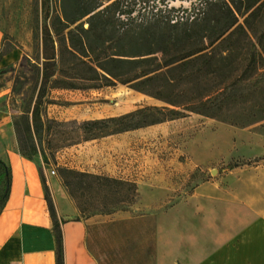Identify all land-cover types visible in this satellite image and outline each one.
I'll list each match as a JSON object with an SVG mask.
<instances>
[{"label": "rangeland", "instance_id": "obj_1", "mask_svg": "<svg viewBox=\"0 0 264 264\" xmlns=\"http://www.w3.org/2000/svg\"><path fill=\"white\" fill-rule=\"evenodd\" d=\"M73 1L50 0L51 21L63 18L65 13L78 14ZM99 2L107 4L106 0H87L84 6ZM194 3L196 0H125L124 8L135 22L147 21L165 28L194 14ZM41 4L42 0H0V153L13 146L31 151L19 120L33 109L40 87V41L33 38V29L36 19L39 25L43 23ZM216 9L226 12L219 5L210 9L209 19L217 20L212 13ZM245 30L246 35L239 33L231 42L232 77L240 74L236 63L252 45L264 60V0ZM67 60L68 56L65 64ZM245 98L252 96L246 94ZM44 100V125L39 135L32 136L33 159L42 174L53 170L55 175L51 176L59 178L61 169H71L136 183L137 197L120 203L121 199L105 200L104 191L90 179L87 182L93 183L91 187H79L78 178L70 177L81 217L105 210L132 211L150 203L153 209L162 211L186 199L203 182H222L230 166L233 169L247 162L252 167L264 164V130L258 125L239 128L195 114L82 141L76 127L83 121L123 115L140 106L162 105L127 85L55 89ZM233 136L238 141L236 145L231 143ZM232 146H237L235 151Z\"/></svg>", "mask_w": 264, "mask_h": 264}, {"label": "trees", "instance_id": "obj_2", "mask_svg": "<svg viewBox=\"0 0 264 264\" xmlns=\"http://www.w3.org/2000/svg\"><path fill=\"white\" fill-rule=\"evenodd\" d=\"M106 1V5L99 2L89 7L84 6L87 0H74L78 14L65 13L63 18L51 21L50 0H42L43 23L39 25L36 19L33 29V38L40 41L41 81L33 109L19 120L31 146V151L19 146L22 156L34 160L32 136L39 135L43 128L44 98L55 89H100L120 83L162 103L140 106L119 116L83 121L76 127L82 141L179 120L190 114L239 128L258 125L264 130V60L255 45L236 63L240 74L231 76V42L239 33L246 35L245 25L263 0H196L194 14L165 28L133 21L124 8L125 0ZM219 5L226 12L216 9L212 13L217 20L209 19L210 9ZM246 94L252 98H245ZM70 177L78 178L79 187L95 183L104 191L105 200L121 199L123 203L137 197L134 181L61 169V184L75 205ZM10 185L11 169L0 159V213ZM117 210L120 209L96 214ZM54 230L57 264H63L59 226H54Z\"/></svg>", "mask_w": 264, "mask_h": 264}, {"label": "crops", "instance_id": "obj_3", "mask_svg": "<svg viewBox=\"0 0 264 264\" xmlns=\"http://www.w3.org/2000/svg\"><path fill=\"white\" fill-rule=\"evenodd\" d=\"M0 159L11 169L0 264H57L54 226L63 264H264V164L243 163L162 211L150 203L81 217L60 179L42 174L37 161L14 146Z\"/></svg>", "mask_w": 264, "mask_h": 264}, {"label": "built area", "instance_id": "obj_4", "mask_svg": "<svg viewBox=\"0 0 264 264\" xmlns=\"http://www.w3.org/2000/svg\"><path fill=\"white\" fill-rule=\"evenodd\" d=\"M49 175H55V171L50 170V171H49Z\"/></svg>", "mask_w": 264, "mask_h": 264}]
</instances>
